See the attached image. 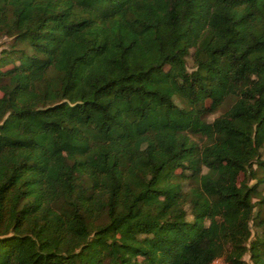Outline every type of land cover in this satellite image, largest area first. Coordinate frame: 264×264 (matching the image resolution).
Instances as JSON below:
<instances>
[{"label":"trees","instance_id":"1","mask_svg":"<svg viewBox=\"0 0 264 264\" xmlns=\"http://www.w3.org/2000/svg\"><path fill=\"white\" fill-rule=\"evenodd\" d=\"M3 37L0 264H264V0H0Z\"/></svg>","mask_w":264,"mask_h":264},{"label":"rangeland","instance_id":"2","mask_svg":"<svg viewBox=\"0 0 264 264\" xmlns=\"http://www.w3.org/2000/svg\"><path fill=\"white\" fill-rule=\"evenodd\" d=\"M8 41V38L7 37H3L0 39V51L3 47L6 46V42ZM187 66L188 68L191 70L193 68V60L192 58L189 56L187 57ZM224 108L223 109H220L218 110L217 112L211 114L208 116V120H212L214 117L218 116L219 114H221L223 112ZM196 141H198L199 143H201V139L199 137H195L194 138ZM262 155L264 156V149H262ZM241 178H243V176H241ZM254 181L253 180H250V183H253ZM261 232V228L257 225H252V233L253 235L256 234V233H259ZM246 259L249 258L248 255L245 256ZM213 264H227L223 259H216Z\"/></svg>","mask_w":264,"mask_h":264}]
</instances>
